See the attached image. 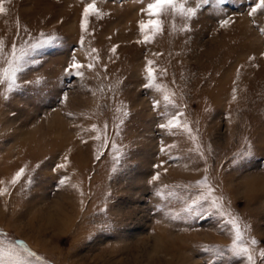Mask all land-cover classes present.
Returning a JSON list of instances; mask_svg holds the SVG:
<instances>
[{
    "label": "rangeland",
    "instance_id": "374dc122",
    "mask_svg": "<svg viewBox=\"0 0 264 264\" xmlns=\"http://www.w3.org/2000/svg\"><path fill=\"white\" fill-rule=\"evenodd\" d=\"M91 2L6 0V12L0 15V38L7 48L18 39L17 19L32 36L55 31L66 41L64 47L48 50L20 81L42 77L44 83L28 85L8 101L0 96V181L6 185L25 165L34 177L27 194L21 191L25 177L9 187L10 195L0 196V240L23 241L48 264H208L210 259L212 264H237L230 255L212 259L201 250L202 245L226 248L231 243L216 218L182 212L177 220L166 216L180 212L198 194L196 188L176 189L177 197L168 200L154 194L163 185L194 184L207 167L216 194L224 196L226 206L231 202L232 210L251 225L246 235L264 248V10L249 17L254 0H230L222 15L204 4L187 22L189 31L182 30L184 19L168 15L162 34L143 44L137 43L138 22L148 19L141 9L151 0H97L103 16L90 19L81 49L79 21L85 3ZM195 3L189 0V6ZM229 17L231 22L221 28L219 20ZM20 37L27 38L22 30ZM92 48L98 51L93 70L84 69L83 81L68 77L61 83L72 53L87 64L88 56L95 55ZM146 59L166 70V75L158 74V82L174 93L182 119L198 136L203 158L190 151L194 145L185 135L158 127L167 119L165 112L177 109L165 107L161 92L143 88ZM63 92L68 100L61 104ZM154 101L160 102L155 109ZM123 111L129 115L116 135L114 125ZM105 123L109 137L130 154L114 174L110 147L95 160L98 141L90 137L96 133L85 131L92 124L102 129ZM245 138L252 144L251 155L239 159L234 154L244 148ZM161 141L177 145L171 150L176 159L160 153ZM65 154L67 168L54 172ZM156 171L160 180L149 185ZM64 176L69 182L61 186ZM106 219L113 227L101 230Z\"/></svg>",
    "mask_w": 264,
    "mask_h": 264
},
{
    "label": "snow or ice",
    "instance_id": "6c2138e0",
    "mask_svg": "<svg viewBox=\"0 0 264 264\" xmlns=\"http://www.w3.org/2000/svg\"><path fill=\"white\" fill-rule=\"evenodd\" d=\"M6 0H0V15L6 12L4 7ZM230 0H196L195 6H189V0H151L146 5V8L141 9L148 17L147 20L141 19L138 22V28L141 36V40L137 43L149 44L156 36L162 34L164 28L163 17L171 15L172 17L179 16L185 20L183 25V31H189L188 21H191L197 16L199 9L204 4H211L213 10L222 15H226L228 11V5ZM264 10V0H254V3L250 5L248 16L254 17L257 12ZM103 16L101 9L97 7V0H92L91 3H85L83 11L81 13L79 21V39L77 43L80 48L83 49L85 44L86 35H89L88 25L91 18L100 19ZM231 22L230 17L227 19H220L219 25L221 28L226 27ZM255 24V21L253 20ZM16 35L18 39H14L11 43V47L7 48L5 40L0 38V86L2 91H0V96L3 97L5 101H8L11 95L28 85H40L44 83L42 77H37L34 80H23V84L20 81L27 74L28 71L32 70V66L40 65L42 58L46 55L48 50L64 47L66 41L63 37L57 34L55 31L44 32L40 31L36 36L28 31L25 26L21 29L19 20L16 21ZM21 30L27 37H20ZM260 32L264 34V28L260 29ZM116 45H113L110 51L114 54L116 52ZM91 53L95 55H89L87 64H82L73 52L70 56L67 67L63 69L62 77L60 82L64 83L63 78H79L81 81L84 79V69L92 71L98 59V51L95 48L91 49ZM154 55H160L155 53ZM264 56V53L261 54ZM254 59V57H249V60ZM255 66V65H253ZM144 81L143 88L154 89L157 92H161L162 100L166 108L169 106L171 108H176L177 111L172 113L165 112L167 117L164 123L158 125L159 128L166 130L170 135H176L177 133L185 135L194 145L193 149L190 151H196L199 153L200 157H204V153L201 150V145L198 141V136L194 133L193 128L190 126V122L187 119H182L184 117L183 110L179 109V106L172 99L174 93L169 92L166 85L158 82V74L166 75V70L157 69L154 66V61L145 60L144 67ZM239 75V69L237 70V76ZM68 86L71 87V81H68ZM83 87V84H81ZM93 95L95 93L93 92ZM236 89L232 90V100L235 101ZM68 100V93L63 92L59 97L58 102L64 104ZM159 101L153 102V108L159 106ZM117 112H121L122 108L117 107ZM207 111V109H206ZM73 113L68 112L66 116L69 118L73 117ZM129 113L127 111L122 112V117L119 120V124L114 125V131L116 135L120 134V126L124 123V117H127ZM107 123L104 124L103 128H98L96 124H92L89 129L85 131H91L96 133L90 138L94 141H98L94 149V159L100 160L101 156L104 154L102 151L105 148L111 149L109 155L112 159L111 173H117L120 169L118 166L126 163V158L130 154L125 150L123 146L117 144L115 139H112L107 134ZM198 131V129L196 130ZM82 143L86 142L81 140ZM244 148L235 153L234 156L239 159H245L251 155V142L245 138ZM177 145H164L161 141L160 153L162 155H168L169 159H176L171 155V150L176 148ZM211 149L209 148V151ZM237 160L234 159L233 163ZM68 165V155L65 154L63 157V162L55 166L53 171L67 168ZM39 167V165H37ZM161 164H154L153 168H160ZM166 171V169H165ZM208 169L205 167V175L195 181L194 184L187 185H175L169 188L168 185H163L162 187L155 188V195L160 197L162 200H168L169 198L177 197L178 193L176 189H190L196 188L198 194L190 197L187 201L183 203L180 208V212L176 213H166V216L172 220L180 219V213L186 214L189 217H196L198 219L205 218H216L217 224L221 231L227 230L231 237V243L225 248L219 245H202L201 250L209 252L212 254V259L222 258L225 256H231L237 261V264H264V248H257L259 241L255 237L246 235L250 232L251 225L244 222L239 214L235 213L230 207L231 202L228 205L225 204V198L223 195H217L216 189L210 183L208 175ZM161 173L156 171L151 175L150 179L147 181L149 185L155 186L156 182L160 180ZM25 182L22 185L21 191L27 194L30 191L31 185L33 184V174L32 171L27 169V165L19 168L14 175L11 177L7 184L4 181H0V196L10 195L9 187L14 188L17 184L21 183L22 178H25ZM69 182V177L64 176L59 179L58 183L64 186ZM77 191H80L77 185H72ZM83 195V192L80 193ZM110 196V193L107 194ZM83 205V201H81ZM103 212L104 209H101ZM159 223V221H157ZM101 230H106L113 227L111 220H105L100 226ZM0 264H48L47 261H43L40 256H37L32 252L23 241H9L0 240ZM208 264H212L210 259Z\"/></svg>",
    "mask_w": 264,
    "mask_h": 264
}]
</instances>
